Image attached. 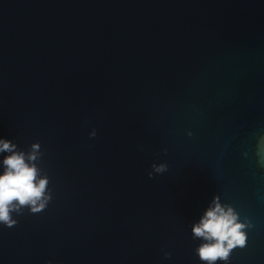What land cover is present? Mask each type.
<instances>
[{
	"label": "water",
	"instance_id": "obj_1",
	"mask_svg": "<svg viewBox=\"0 0 264 264\" xmlns=\"http://www.w3.org/2000/svg\"><path fill=\"white\" fill-rule=\"evenodd\" d=\"M262 137L264 0H0V138L52 196L0 264H204L213 197L248 225L216 264H264Z\"/></svg>",
	"mask_w": 264,
	"mask_h": 264
},
{
	"label": "clouds",
	"instance_id": "obj_2",
	"mask_svg": "<svg viewBox=\"0 0 264 264\" xmlns=\"http://www.w3.org/2000/svg\"><path fill=\"white\" fill-rule=\"evenodd\" d=\"M89 135L94 137L95 130ZM262 148L264 137L258 142V154ZM0 153H6L0 160V225L11 228L17 224L14 216L23 215L25 209L32 214L40 213L52 196L48 189L49 180L46 175H41L38 166L42 155L38 142L32 143L28 151H23L12 141L0 138ZM167 167L166 163H153L152 171L148 172L149 178L153 173L167 171ZM246 227L248 225L240 222L232 207L222 205L217 197H213L198 222L191 226L193 238L202 241L195 249L199 260L204 264L227 262L232 249L245 245L246 233L243 229ZM168 255L165 253L166 258Z\"/></svg>",
	"mask_w": 264,
	"mask_h": 264
}]
</instances>
